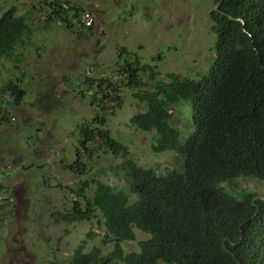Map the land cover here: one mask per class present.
<instances>
[{
  "label": "trees",
  "instance_id": "trees-1",
  "mask_svg": "<svg viewBox=\"0 0 264 264\" xmlns=\"http://www.w3.org/2000/svg\"><path fill=\"white\" fill-rule=\"evenodd\" d=\"M217 5L211 12L215 56L200 76L167 73V81L160 80L157 65L164 53L152 66L136 53L129 60L131 53L124 50L111 77L81 82L98 114L78 127L76 160L68 169L79 187L66 188L75 201L56 218L65 224L97 223L105 233L103 244L112 250L106 255L100 248L87 250L83 241L69 257L51 264H264V198L225 187L243 178L264 182V0H217ZM46 7L43 29L59 22L71 32L93 30L94 24L81 23L87 12L69 0ZM25 18L15 7L0 17V63L22 61L19 50L34 31ZM21 83L8 80L0 89L10 97L8 105L23 104L27 92ZM124 89L142 107L128 127L154 133L153 152L176 153L181 170L158 173L143 167L112 138L101 115L114 116L122 107ZM45 101H39L43 110ZM182 101L192 108L194 132L186 139L173 112ZM5 112L3 107L0 125ZM84 154L118 160L125 189L92 179ZM136 231L149 238L138 242L139 251L125 252V244L137 241Z\"/></svg>",
  "mask_w": 264,
  "mask_h": 264
},
{
  "label": "rangeland",
  "instance_id": "rangeland-1",
  "mask_svg": "<svg viewBox=\"0 0 264 264\" xmlns=\"http://www.w3.org/2000/svg\"><path fill=\"white\" fill-rule=\"evenodd\" d=\"M53 1L0 0V17L15 7L34 29L19 50L22 61L0 63V89L8 80L21 79L27 92L20 107L8 105L10 97L0 92V110L6 109L0 125V264H51L69 257L83 241L87 250L100 248L104 255L112 250L103 244L105 233L97 223L65 224L56 218L75 201L66 188L79 187V178L68 169L76 160L78 127L91 124L98 114L80 86L82 81L111 77L124 50L131 53L129 60L136 53L152 66L164 53L157 65L162 74L158 79L164 81L167 73L194 79L209 70L215 56L211 12L217 0H69L94 19L93 30L78 28L80 32H71L59 22L43 29L46 4ZM82 91L85 96L79 95ZM121 97L122 107L114 116L101 115L112 138L143 167L158 173L179 170L183 161L176 153L153 152L154 133L128 127L142 107L130 90L124 89ZM42 98H46L45 110L39 102ZM173 112L182 136L188 138L194 132L190 102H180ZM84 155L92 179L125 189L118 160ZM225 187L264 198V182L257 179L243 178ZM136 233L137 241L125 244V252L139 251L138 242L149 238Z\"/></svg>",
  "mask_w": 264,
  "mask_h": 264
},
{
  "label": "built area",
  "instance_id": "built-area-1",
  "mask_svg": "<svg viewBox=\"0 0 264 264\" xmlns=\"http://www.w3.org/2000/svg\"><path fill=\"white\" fill-rule=\"evenodd\" d=\"M81 23H83L86 27H90L93 25L94 19L90 13H86L82 15Z\"/></svg>",
  "mask_w": 264,
  "mask_h": 264
},
{
  "label": "clouds",
  "instance_id": "clouds-1",
  "mask_svg": "<svg viewBox=\"0 0 264 264\" xmlns=\"http://www.w3.org/2000/svg\"><path fill=\"white\" fill-rule=\"evenodd\" d=\"M13 120H14V118H13Z\"/></svg>",
  "mask_w": 264,
  "mask_h": 264
},
{
  "label": "bare ground",
  "instance_id": "bare-ground-1",
  "mask_svg": "<svg viewBox=\"0 0 264 264\" xmlns=\"http://www.w3.org/2000/svg\"><path fill=\"white\" fill-rule=\"evenodd\" d=\"M86 220V219H85Z\"/></svg>",
  "mask_w": 264,
  "mask_h": 264
}]
</instances>
